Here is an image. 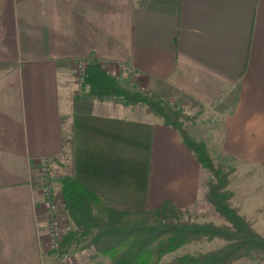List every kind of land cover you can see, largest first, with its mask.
Instances as JSON below:
<instances>
[{"label": "crops", "instance_id": "obj_1", "mask_svg": "<svg viewBox=\"0 0 264 264\" xmlns=\"http://www.w3.org/2000/svg\"><path fill=\"white\" fill-rule=\"evenodd\" d=\"M79 63L207 114L224 155L264 167V0H0V264H112L77 243L50 252L44 159L64 234L69 168L117 210L206 202L179 130L146 107L78 100Z\"/></svg>", "mask_w": 264, "mask_h": 264}, {"label": "trees", "instance_id": "obj_2", "mask_svg": "<svg viewBox=\"0 0 264 264\" xmlns=\"http://www.w3.org/2000/svg\"><path fill=\"white\" fill-rule=\"evenodd\" d=\"M82 72V94L77 95L78 100L87 98L101 102L116 101L124 106L144 105L162 117L166 125L179 130L200 164L213 174L216 181L210 184L208 200L227 225L185 220L184 211L169 202L144 211L114 209L70 172L57 180L74 230L63 236L57 252L63 253L71 245L87 240L83 249L96 251L91 258L107 256L112 264H159L165 254L187 243L221 239L227 244L219 249L198 256L177 257L169 264H233L240 257L264 253V237L228 202L224 192L226 173L215 168L205 146L181 128L178 123L180 112L168 111L169 103L163 99H153L140 91L123 87L102 64H85Z\"/></svg>", "mask_w": 264, "mask_h": 264}, {"label": "rangeland", "instance_id": "obj_3", "mask_svg": "<svg viewBox=\"0 0 264 264\" xmlns=\"http://www.w3.org/2000/svg\"><path fill=\"white\" fill-rule=\"evenodd\" d=\"M83 74L81 71H77V81H78V95L82 94L80 77ZM108 74L116 78L120 85L123 87L126 86L121 83L122 73L116 71L115 74L108 72ZM133 86V91H140L141 93L150 96L145 90L142 89V86L135 85ZM119 104L116 101H106ZM169 103V102H168ZM121 105V104H120ZM127 107H146L144 105H135ZM148 108V107H146ZM149 109V108H148ZM168 111H177L180 112L178 123L182 129H184L188 135L197 141L202 143L215 168L222 170L226 173L227 184L224 187V192L228 196V202L232 208L237 210L239 215L243 216L247 222L250 223L252 228L256 230L261 236L264 237V167L258 168H242L238 166L237 162L233 158L224 155L220 151V141L219 137L215 136L217 133V124L212 122L211 119L207 118V114H202L201 116H192L186 114L183 108L172 106L169 103ZM71 168L67 169L65 174H69ZM207 174V196L206 202L200 204L199 206L184 211L183 219L189 220L195 223H213L216 225H227L226 220L217 212L214 204L208 200V194L210 190V184L215 182L213 174L206 169ZM63 176V175H62ZM60 203L58 202V208ZM61 225V222H60ZM62 228V225H61ZM66 235L62 232V238ZM62 241V239H61ZM87 241V240H86ZM86 241H81L77 243L80 247H84ZM227 244L226 241L221 239H214L212 241L199 240L193 241L185 244L179 249L165 254L161 259L159 264H169L177 257H182L185 255L198 256L201 254H206L210 251L219 249ZM87 250V249H86ZM54 251L50 248V252ZM92 253L91 256L96 254V251L93 249H88ZM89 252V253H90ZM61 255V253H60ZM99 257V256H97ZM107 257V256H100ZM109 258V257H108ZM110 259V258H109ZM111 260V259H110ZM233 264H264V253L253 254L251 256H243L238 258L233 262Z\"/></svg>", "mask_w": 264, "mask_h": 264}, {"label": "built area", "instance_id": "obj_4", "mask_svg": "<svg viewBox=\"0 0 264 264\" xmlns=\"http://www.w3.org/2000/svg\"><path fill=\"white\" fill-rule=\"evenodd\" d=\"M84 67H85L84 64L79 63L78 70L82 72L84 70ZM108 72H112L113 74L116 73V71H108ZM40 169H41V173L45 178V182L43 185V190L45 193V201L43 203V206L50 217V229H49L50 248H52L53 250H57L59 248V244L62 239V228L60 225V221L57 217L58 201L53 193V188L49 177L50 169H49L48 160L44 159L41 161Z\"/></svg>", "mask_w": 264, "mask_h": 264}]
</instances>
